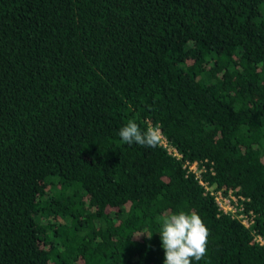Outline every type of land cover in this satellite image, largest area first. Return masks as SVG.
<instances>
[{
    "label": "trees",
    "instance_id": "trees-1",
    "mask_svg": "<svg viewBox=\"0 0 264 264\" xmlns=\"http://www.w3.org/2000/svg\"><path fill=\"white\" fill-rule=\"evenodd\" d=\"M180 211L210 231L192 264H264V0H0V264H163Z\"/></svg>",
    "mask_w": 264,
    "mask_h": 264
},
{
    "label": "clouds",
    "instance_id": "clouds-1",
    "mask_svg": "<svg viewBox=\"0 0 264 264\" xmlns=\"http://www.w3.org/2000/svg\"><path fill=\"white\" fill-rule=\"evenodd\" d=\"M162 130L158 125L147 126L142 130L134 121L119 130L121 142L142 147H156L161 140ZM161 247L164 250L163 264H192L200 261L207 255L208 238L210 231L202 218L195 212L173 213L160 217ZM151 239L152 234L141 233Z\"/></svg>",
    "mask_w": 264,
    "mask_h": 264
},
{
    "label": "built area",
    "instance_id": "built-area-1",
    "mask_svg": "<svg viewBox=\"0 0 264 264\" xmlns=\"http://www.w3.org/2000/svg\"><path fill=\"white\" fill-rule=\"evenodd\" d=\"M160 143L167 146L168 151L179 157V153L175 148L170 146L165 138L161 135ZM183 166L186 168L187 173L192 172L198 181L204 186L205 191L211 194L218 206V209L222 213H230L233 217L240 219L242 224L249 227L255 220V214L252 209L246 210L243 201L246 199L244 195L237 193L236 189L232 187H215V185H210L207 180L202 177V170L205 169L203 163L200 164L199 161L185 160ZM256 240L263 242L261 236H256Z\"/></svg>",
    "mask_w": 264,
    "mask_h": 264
}]
</instances>
